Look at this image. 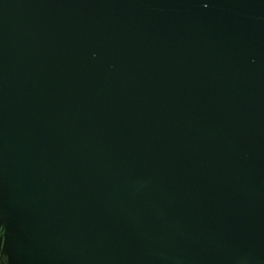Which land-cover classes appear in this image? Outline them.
Wrapping results in <instances>:
<instances>
[{
  "label": "water",
  "instance_id": "obj_1",
  "mask_svg": "<svg viewBox=\"0 0 264 264\" xmlns=\"http://www.w3.org/2000/svg\"><path fill=\"white\" fill-rule=\"evenodd\" d=\"M0 264H264V0H0Z\"/></svg>",
  "mask_w": 264,
  "mask_h": 264
}]
</instances>
